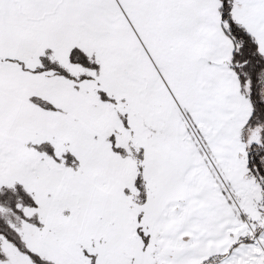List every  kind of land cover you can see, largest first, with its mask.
<instances>
[{
	"label": "snow or ice",
	"instance_id": "obj_1",
	"mask_svg": "<svg viewBox=\"0 0 264 264\" xmlns=\"http://www.w3.org/2000/svg\"><path fill=\"white\" fill-rule=\"evenodd\" d=\"M0 264H264V0H0Z\"/></svg>",
	"mask_w": 264,
	"mask_h": 264
}]
</instances>
